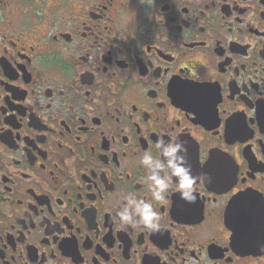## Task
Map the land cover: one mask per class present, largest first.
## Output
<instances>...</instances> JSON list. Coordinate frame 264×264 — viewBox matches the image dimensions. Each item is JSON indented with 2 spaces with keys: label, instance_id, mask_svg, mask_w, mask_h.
Returning <instances> with one entry per match:
<instances>
[{
  "label": "flooded vegetation",
  "instance_id": "flooded-vegetation-1",
  "mask_svg": "<svg viewBox=\"0 0 264 264\" xmlns=\"http://www.w3.org/2000/svg\"><path fill=\"white\" fill-rule=\"evenodd\" d=\"M161 141L196 199L121 225ZM0 264H264V0H0Z\"/></svg>",
  "mask_w": 264,
  "mask_h": 264
},
{
  "label": "clouds",
  "instance_id": "clouds-1",
  "mask_svg": "<svg viewBox=\"0 0 264 264\" xmlns=\"http://www.w3.org/2000/svg\"><path fill=\"white\" fill-rule=\"evenodd\" d=\"M156 148L157 155L146 152L140 159L145 171L144 183L151 194V200L135 194L124 196L115 210L114 217L121 225L132 224L158 231L161 217L153 207L152 201L164 200L170 191L179 192L181 198L188 202H194L196 199L195 185L199 177L192 174L185 156L181 154L186 152L183 144L161 141Z\"/></svg>",
  "mask_w": 264,
  "mask_h": 264
}]
</instances>
